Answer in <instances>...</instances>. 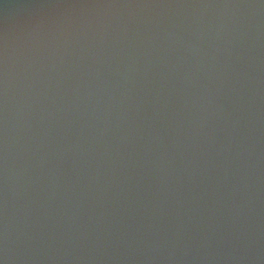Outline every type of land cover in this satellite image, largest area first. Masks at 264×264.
Segmentation results:
<instances>
[{"label":"water","instance_id":"obj_1","mask_svg":"<svg viewBox=\"0 0 264 264\" xmlns=\"http://www.w3.org/2000/svg\"><path fill=\"white\" fill-rule=\"evenodd\" d=\"M0 264H264V0H0Z\"/></svg>","mask_w":264,"mask_h":264}]
</instances>
